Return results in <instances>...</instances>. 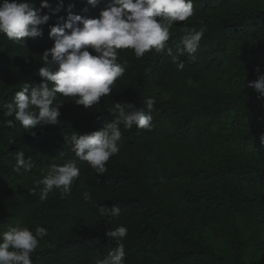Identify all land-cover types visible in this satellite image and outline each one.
Returning a JSON list of instances; mask_svg holds the SVG:
<instances>
[{"label": "trees", "instance_id": "obj_1", "mask_svg": "<svg viewBox=\"0 0 264 264\" xmlns=\"http://www.w3.org/2000/svg\"><path fill=\"white\" fill-rule=\"evenodd\" d=\"M40 2L34 0L35 6L40 7ZM57 2L49 0L53 8ZM69 3L75 4L74 13L92 18L99 15L107 0L96 8L88 6L87 13L81 12L86 0H64L65 9ZM195 7L200 14L189 27L206 26L207 30L196 58L182 57L184 72H194L198 79L204 74L213 76L217 62L227 58L233 65L230 77L235 86L225 94L201 95L195 107L157 102L152 113L153 130L135 126L124 130L121 126L123 147L107 163L106 173L96 174L86 162L78 161L81 175L69 196L62 199L54 190L41 201L39 190L36 195L29 190L53 164L75 159L65 135L97 130L112 119L108 109L115 102L143 106L152 96V75L160 67V54L149 53L138 60L131 49L121 50V60H128L129 67L110 97L90 109L66 101L60 108L58 124L33 130L35 135L26 133L18 122L14 128L6 127L0 112V232L18 222L33 230L37 224L47 227L49 235L33 254V264H95L116 247L117 241L106 233L121 223L129 229L124 240L126 264H149L162 236L159 221L168 215L164 203L173 208L178 199L200 221L207 215H220L230 238L223 246L206 245L192 240L177 225L178 247L158 264H248L250 250L264 254V146L258 139L264 134V98L247 87L257 78V66L264 74V0H195ZM221 10L226 11L206 17L209 11ZM66 15L61 10L52 16L43 26V35L28 38L24 47L0 35V105L10 102L24 83L41 82L37 75L42 66L40 56L54 43L48 35L49 25ZM204 48L207 53L202 56ZM230 117V130L221 135L226 143L241 148L243 156L226 154L219 163L179 171L175 156L186 147L199 146L214 126ZM9 139L15 143L9 144ZM21 150L26 159L31 156L34 161L30 172L13 171L15 154ZM162 162L167 170L159 173V190L154 178L140 166L147 164L156 174ZM85 192L91 194V200H85ZM102 203L119 205L121 216L110 222L100 217L94 205Z\"/></svg>", "mask_w": 264, "mask_h": 264}, {"label": "clouds", "instance_id": "obj_2", "mask_svg": "<svg viewBox=\"0 0 264 264\" xmlns=\"http://www.w3.org/2000/svg\"><path fill=\"white\" fill-rule=\"evenodd\" d=\"M101 2L86 0L87 6L81 12L87 13L88 6L96 8ZM74 7V3H69L65 9L64 0H58L55 8L49 0H41L40 7L35 6L34 0H0V35L22 47L28 38L43 35V26L48 25L52 16L61 10L67 12L66 17L58 16L55 24L49 25L48 35L54 43L40 56L42 66L37 75L41 82L24 83L10 102L0 105L6 127L14 128L18 122L26 133L35 135L33 130L58 124L60 108L66 101L89 109L99 105L102 98L111 96L117 81L128 70L129 62L121 60V50L131 49L138 60L149 53L166 54L177 70L183 71L185 63L181 57L196 58L207 30L206 26H184L179 41L172 38L173 26L195 15V0H107L99 15L92 18L74 13ZM44 9L49 11L44 13ZM255 71L257 78L247 87L264 98V74H260L259 66ZM188 83L193 82L189 79ZM156 103L155 96L147 97L140 107L132 102H115L108 109L112 119L97 130L65 135L64 140L70 144L75 159L53 164L46 174L33 181L30 194L36 195L39 190L41 201L47 200L54 190L59 191L62 199L69 196L81 175L78 161L86 162L96 174L106 173L107 163L123 147L121 126L124 130H131L133 126L153 130L152 113ZM258 139L264 146V134ZM8 142L14 144L15 140ZM15 160L13 171L17 173L30 172L35 167L32 157L26 159L22 150L16 152ZM84 198L91 200V194L85 192ZM94 207L109 222L122 214L117 204L109 207L102 203ZM128 231L123 223L107 231L106 235L117 241L116 247L95 264H126L124 240ZM48 235L47 227L37 224L33 230L19 222L0 232V264H33V254Z\"/></svg>", "mask_w": 264, "mask_h": 264}, {"label": "rangeland", "instance_id": "obj_3", "mask_svg": "<svg viewBox=\"0 0 264 264\" xmlns=\"http://www.w3.org/2000/svg\"><path fill=\"white\" fill-rule=\"evenodd\" d=\"M226 10L232 11V9L228 8ZM226 10L209 11L206 17L212 18L219 15V13H224ZM199 14L200 12H196L189 20L178 22V24L174 25L172 38L178 42L183 35L181 28L184 26L189 27L190 23ZM205 53H207V48H204L200 55L203 56ZM202 56L198 58L199 62L203 61ZM160 58V67L152 75L153 85L151 89V94L156 97L157 102H171L179 106L195 107L200 104L201 95L208 93L225 94L235 86L230 77L231 73L234 72L233 65L227 58H221L217 62L215 75L204 74L201 79H198L194 72L185 73L184 70L178 71L176 65L171 62L166 54H160ZM189 79L192 80V84L188 83ZM164 97H167V99H164ZM231 123L232 117L222 120L218 125L214 126L207 138L201 141L199 146L186 147L179 155H176L175 160L178 170L192 171L205 165L219 163L226 154L243 156L241 148L226 143L221 135L222 131L230 130ZM197 128H200V126ZM140 167L148 177L154 178L155 188L159 189L161 185L159 173L164 174L166 172V164L163 162L159 164L156 174L154 168L148 167L147 164H143ZM164 206L168 211V215L159 221L162 236L153 248L149 264H158L161 259H164L178 247L177 225L187 232V235L192 240L206 245L223 246L229 240L228 227L220 215H207L204 221H200L193 215L188 205L180 202V199H178L173 208H170L168 203H164ZM174 215L177 219L174 218ZM244 226H246V223H244ZM248 264H264V254H258L256 251L250 250Z\"/></svg>", "mask_w": 264, "mask_h": 264}]
</instances>
